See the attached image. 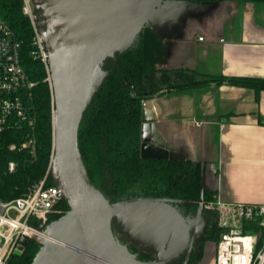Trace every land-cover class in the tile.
Listing matches in <instances>:
<instances>
[{
    "label": "trees",
    "instance_id": "16d2710c",
    "mask_svg": "<svg viewBox=\"0 0 264 264\" xmlns=\"http://www.w3.org/2000/svg\"><path fill=\"white\" fill-rule=\"evenodd\" d=\"M0 18L20 42L21 63L33 83L29 104L35 119L33 127L25 122L0 135V199L10 201L24 196L32 185L45 178L46 186H54L49 171L54 148L55 102L46 67L32 56L34 34L29 18L23 13L22 0H0ZM162 54V41L146 25L129 49L116 52L114 59L103 62L104 82L80 123L79 148L91 183L112 206L139 200L165 201L187 223L196 225L198 220L203 221L201 235H195L191 229L189 249L171 263L199 264L205 243L219 239L224 231L216 208L218 190L203 185L204 165L200 161L142 156V109L145 99L160 92L193 90L206 84L198 73L167 67ZM210 79L264 91V79ZM31 137L35 139L33 150L23 147ZM10 162L16 165L13 172L9 171ZM57 208L62 212L51 216L49 224L70 211L65 200ZM112 231L138 261H156L155 253L142 250L129 240L116 217L112 219ZM243 232L257 237L256 252L264 247V227L259 222L245 223ZM39 250L40 245L31 241L24 254L15 256L11 264H31Z\"/></svg>",
    "mask_w": 264,
    "mask_h": 264
},
{
    "label": "water",
    "instance_id": "95a60500",
    "mask_svg": "<svg viewBox=\"0 0 264 264\" xmlns=\"http://www.w3.org/2000/svg\"><path fill=\"white\" fill-rule=\"evenodd\" d=\"M162 1L33 0L55 102L50 174L70 211L46 227L31 264H171L189 249L191 226L173 205L139 200L112 206L91 183L79 148L80 123L104 82L103 62L133 45ZM105 46L112 55L101 61ZM115 217L156 261H138L116 239Z\"/></svg>",
    "mask_w": 264,
    "mask_h": 264
},
{
    "label": "crops",
    "instance_id": "0c3cea01",
    "mask_svg": "<svg viewBox=\"0 0 264 264\" xmlns=\"http://www.w3.org/2000/svg\"><path fill=\"white\" fill-rule=\"evenodd\" d=\"M148 25L169 68L264 79V0H163ZM141 151L202 162L220 202L264 205V91L223 81L145 99Z\"/></svg>",
    "mask_w": 264,
    "mask_h": 264
},
{
    "label": "built area",
    "instance_id": "2783aa9c",
    "mask_svg": "<svg viewBox=\"0 0 264 264\" xmlns=\"http://www.w3.org/2000/svg\"><path fill=\"white\" fill-rule=\"evenodd\" d=\"M22 2L23 13L29 18L34 34L32 56L45 65L51 84L48 52L37 26L40 12L34 7L33 0ZM20 48L15 34L0 18V135L25 122L32 127L35 123L29 104L33 83L21 63ZM27 146L32 150L35 148L34 137L23 145ZM15 167V163H9L10 172ZM62 200L61 190L55 185L46 186V178L32 185L22 197L10 201L0 199V264H11L25 248V239L42 247L47 239L45 229L50 217L62 212L57 208ZM216 208L224 232L217 244L215 264H264V247L256 252L257 237L243 232L245 223L264 225V205L218 201Z\"/></svg>",
    "mask_w": 264,
    "mask_h": 264
},
{
    "label": "rangeland",
    "instance_id": "374dc122",
    "mask_svg": "<svg viewBox=\"0 0 264 264\" xmlns=\"http://www.w3.org/2000/svg\"><path fill=\"white\" fill-rule=\"evenodd\" d=\"M146 25L149 26L148 23ZM108 45L109 44H107L106 46H108ZM106 46H105V48H106ZM111 55L112 54L110 52H108L106 55H104V57L101 58V61L105 60L107 57H110ZM212 78H214V77H212ZM201 80L205 82V84H206L205 86H207L208 84L212 83L211 79H210V76H204L203 75V76H201ZM210 136L213 138V135H210ZM211 137H209V140H211ZM212 153H213V149H212V152H211L210 156H212ZM191 161H196V160H191ZM203 185L205 186L204 182H203ZM202 222L203 221H201V220L199 221L198 220V223H196V225H194V223H190L191 229L194 230V232L196 233L195 235H201V232H202V229H203V226H204L202 224ZM262 226L264 227V225H262ZM199 237L197 238V240L199 239ZM219 239L214 240V241H207L205 243V251H204V256L202 258V263L201 264H215L214 261L216 259V250H217V244H218ZM194 240H196V237H195ZM194 243H195V241H194ZM198 246H199V244H198ZM195 249H196L195 251L197 253L199 247H196Z\"/></svg>",
    "mask_w": 264,
    "mask_h": 264
},
{
    "label": "bare ground",
    "instance_id": "6f19581e",
    "mask_svg": "<svg viewBox=\"0 0 264 264\" xmlns=\"http://www.w3.org/2000/svg\"><path fill=\"white\" fill-rule=\"evenodd\" d=\"M110 47V46H109ZM109 50L110 49H108V47L107 48H104V52H103V54H106V53H108L109 52Z\"/></svg>",
    "mask_w": 264,
    "mask_h": 264
},
{
    "label": "flooded vegetation",
    "instance_id": "af4514ba",
    "mask_svg": "<svg viewBox=\"0 0 264 264\" xmlns=\"http://www.w3.org/2000/svg\"><path fill=\"white\" fill-rule=\"evenodd\" d=\"M25 250H26V246H25V248L22 250V252H20L17 256H21L22 254H24Z\"/></svg>",
    "mask_w": 264,
    "mask_h": 264
}]
</instances>
